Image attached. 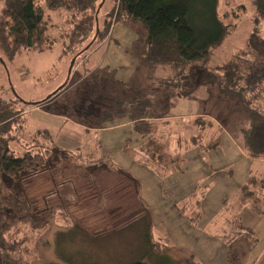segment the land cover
Segmentation results:
<instances>
[{
  "label": "trees",
  "instance_id": "obj_1",
  "mask_svg": "<svg viewBox=\"0 0 264 264\" xmlns=\"http://www.w3.org/2000/svg\"><path fill=\"white\" fill-rule=\"evenodd\" d=\"M219 2L115 0L114 8L101 25L99 15L105 0L100 3L99 0H6L0 14V44L11 60L22 51H42L55 44L60 45L61 59H81L107 38L114 22L139 24L146 35L127 50L138 60L136 73L130 80L118 79V70L110 67L94 73L92 79L96 82L112 79L111 94L115 98L113 108H106L89 120L93 127L100 128L114 119H128L133 124L134 134L146 138L154 132L153 121L160 108L154 98L144 95L148 88L138 78L143 69L140 66L151 69L161 65L166 75L162 74L157 82L162 88L179 87L185 92L195 89L192 69H207L214 51L237 28V23L231 26L226 20L231 17L237 20L239 12L246 10L241 5L233 6L232 12L221 17ZM47 11L61 17L62 24L50 25ZM257 11L244 51L247 54H237L230 63L216 67L215 72L205 70L201 80H213L224 95L233 96L229 98L231 102L237 98L243 103L249 113V125L242 139L239 138V148L249 158L264 159V0H257ZM187 71H191L190 74ZM253 93L258 105L249 104ZM156 94L160 95V91ZM29 103L20 97L7 101L0 96V264H62L45 260L44 251L51 246L48 236L57 224L65 234L75 232L74 238L84 233L89 245L110 239L117 232L126 233L133 226L142 228L141 239H137L139 246L131 248L132 259L128 264H204L195 253L175 246L170 238L153 237L152 213L143 196L141 181L111 157L94 162L78 150L56 145L55 135L46 128L35 133L26 131V119L20 106ZM33 104L30 106L39 105ZM65 113L73 114L74 108ZM200 120L208 121L203 117ZM207 126H201V131ZM201 131L191 139L201 152L219 148L221 134L218 131L219 136L213 138ZM24 133L30 143L26 150L24 147L21 150L19 139ZM207 137L209 139H205ZM13 143L18 145L17 150L12 148ZM146 143L145 165L152 168L156 176L166 179L175 172L167 160L177 157L156 140ZM129 145L130 141L126 143L128 150ZM177 172L185 174L181 169ZM254 178L241 187L237 201L250 195L251 199L255 183L261 184V180ZM258 198L262 201V197ZM86 202H93L97 207L102 223L91 225L76 215L74 209L85 206ZM192 202L177 205L176 209L197 228L203 216L202 202L199 196L195 205ZM191 204L197 209L194 212L191 208L188 210ZM260 210L259 214H263V209ZM236 217L234 234L217 235L229 242L227 250L232 249V252L237 244L246 250L244 242L239 240L253 235L252 228L242 222L243 218L239 214ZM255 239L250 244L247 242L248 248L256 245ZM232 258L231 254L228 259Z\"/></svg>",
  "mask_w": 264,
  "mask_h": 264
},
{
  "label": "rangeland",
  "instance_id": "obj_2",
  "mask_svg": "<svg viewBox=\"0 0 264 264\" xmlns=\"http://www.w3.org/2000/svg\"><path fill=\"white\" fill-rule=\"evenodd\" d=\"M5 2L0 1V14ZM240 5L246 10L239 12L237 20H232V17L225 19L231 26L237 23V28L214 51L207 62V69H192L195 89L185 92L178 87L180 85L176 86L178 88H162L157 82L163 74L162 66L157 64L151 69L140 66L143 69L138 78L148 88L144 95L154 98L160 108L158 117L153 121L154 132L146 138L134 134L133 124L128 119H114L100 128L90 123L91 117L95 118L106 108L114 107L112 79L99 82L92 79L94 73L104 67L89 72L87 69L90 66L83 61L85 56L77 59L71 74L72 59L60 58L59 44L45 47L42 51H22L14 60L6 56L0 44V96L7 101L20 97L24 101L39 104H21L26 119L25 130L35 133L46 128L55 135L56 145L66 150H78L94 162L111 157L116 164L141 181L143 196L152 213L153 237L170 238L175 246L195 253L204 264H264V159L245 156L238 145L239 138L242 139L249 125L248 110L237 98L231 102L229 98L233 96L224 95L212 78L211 82L201 80L205 70L215 72L216 67L230 63L237 54H247L244 51L258 16L257 0H220L219 13L223 17L232 12L231 7ZM114 6L115 0H105L99 15L101 25ZM46 19L50 25L62 24V18L49 11ZM109 30L101 45L96 44L86 55L105 46V64L123 67L121 73L124 76L134 75L136 67L128 64L129 56L124 51L131 44L125 45L124 42L142 36L144 38L146 31L135 22H114ZM117 35L121 43L116 46L113 39ZM117 51L125 54L126 62ZM130 71L133 72L129 74ZM190 72L187 71L188 74ZM157 91H160V95L156 94ZM90 93L93 95L90 96ZM255 94L249 96L250 105H258ZM72 108L73 114L65 113ZM201 117L208 121L200 120ZM204 125L208 126L201 131ZM200 131L208 133L211 138L219 136L218 131L221 134L219 148L201 152L191 141L192 136L198 135ZM25 134L19 139L21 150L23 147L26 150L30 143L24 137ZM151 139L164 145L167 152L179 158L167 160L175 172L166 179L156 176L152 168L144 163V158H147L144 149L146 141ZM129 141L131 149L128 150L126 143ZM11 146L18 149L15 143ZM176 167L184 170L185 174L177 172L180 169ZM253 176L256 177L254 180H261V184L251 185V199L248 198L250 195L237 201L241 187L252 182ZM198 196L202 202L203 216L196 228L176 206L192 201L195 205ZM258 197H262V201ZM247 199L249 201L246 204ZM192 204L188 210L191 208L194 212L197 209ZM96 208L93 202H86L85 206L83 204L74 210L85 223L95 225L102 223V215ZM260 209H263V214H259ZM237 214L243 218V223L252 228L253 235L252 238L245 236V240H239L244 242L246 250L237 244L232 252V249L227 250L229 242L217 235L234 234L232 231L237 223ZM141 229L133 226L126 233L117 232L110 239L89 245L84 240V233H78V237L74 238L75 232L65 234L57 224L48 236L51 246L44 251L45 260L62 264H128L132 259L131 248L139 246L137 239H141ZM255 238L256 245L248 248V243ZM231 254L233 258L230 260Z\"/></svg>",
  "mask_w": 264,
  "mask_h": 264
},
{
  "label": "crops",
  "instance_id": "obj_3",
  "mask_svg": "<svg viewBox=\"0 0 264 264\" xmlns=\"http://www.w3.org/2000/svg\"><path fill=\"white\" fill-rule=\"evenodd\" d=\"M125 28V27H124ZM127 29V26L126 28ZM132 31H135V30H132ZM118 32V31H117ZM135 37H137V34H135ZM134 39V38H133ZM133 39H130L129 41L130 42H124L125 45H130V47H126V49L124 50L125 53L129 56L128 58V64L133 67V68H137V65H138V60H136V58H134L132 55H130L127 50L131 48V46H133L132 44H134L136 42V40H133ZM115 41V44L116 46L119 45L121 43V41L119 40V35H117L116 39L114 38L113 39ZM119 42V43H118ZM123 44V43H122ZM101 45V44H100ZM99 45V46H100ZM111 46H114V45H111ZM105 46H100L99 50H93L91 53H89L88 55H86V57L83 59V61H85V63L90 66L89 68V72H94L95 70H97L99 67H110V68H113V69H117L118 72L116 74L117 78L118 79H123V80H129L127 78H130L132 77L133 75L131 76H124L121 72L123 71V67H119L116 66V65H112V64H109V65H106L105 64V56H106V51H105ZM101 50V52H99ZM117 53L120 55L121 59L126 62V57H125V54L124 53H119L117 51ZM86 65V67H87ZM135 68V70H136ZM133 71H130L129 74H131ZM135 72V71H134Z\"/></svg>",
  "mask_w": 264,
  "mask_h": 264
},
{
  "label": "water",
  "instance_id": "obj_4",
  "mask_svg": "<svg viewBox=\"0 0 264 264\" xmlns=\"http://www.w3.org/2000/svg\"><path fill=\"white\" fill-rule=\"evenodd\" d=\"M103 1H104V0H103ZM101 6H102V5H101ZM89 47H90V46H88L85 50H88ZM76 61H77V57L74 58V59L72 60L71 68H70V73H72V69H73V66L75 65ZM33 103H34V102H30L29 104H30V105H34Z\"/></svg>",
  "mask_w": 264,
  "mask_h": 264
}]
</instances>
